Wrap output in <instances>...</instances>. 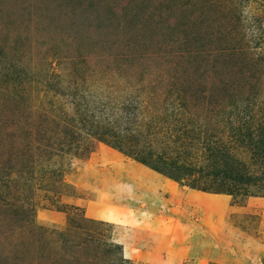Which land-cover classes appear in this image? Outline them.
Listing matches in <instances>:
<instances>
[{
	"label": "rangeland",
	"instance_id": "1",
	"mask_svg": "<svg viewBox=\"0 0 264 264\" xmlns=\"http://www.w3.org/2000/svg\"><path fill=\"white\" fill-rule=\"evenodd\" d=\"M263 259L264 0H0V264Z\"/></svg>",
	"mask_w": 264,
	"mask_h": 264
},
{
	"label": "trees",
	"instance_id": "2",
	"mask_svg": "<svg viewBox=\"0 0 264 264\" xmlns=\"http://www.w3.org/2000/svg\"><path fill=\"white\" fill-rule=\"evenodd\" d=\"M167 127H169V126H167ZM180 130V127H177V128H173V127H170V128H166V130H165V133H168V131H170L171 133L170 134H173V133H175V132H177V131H179ZM213 134V133H212ZM220 156L221 155H216L215 156V158H218V159H220ZM236 165V164H235ZM233 168V167H232ZM231 168V169H232ZM232 173H233V175L235 174L236 175V173H238V170H237V168L235 167V168H233V170H232ZM239 179V178H238ZM192 187H195V186H192ZM196 189H199V190H201V191H204V188H199V187H195ZM213 191L214 192H219V191H222V190H220V188H216V189H213Z\"/></svg>",
	"mask_w": 264,
	"mask_h": 264
},
{
	"label": "bare ground",
	"instance_id": "3",
	"mask_svg": "<svg viewBox=\"0 0 264 264\" xmlns=\"http://www.w3.org/2000/svg\"><path fill=\"white\" fill-rule=\"evenodd\" d=\"M98 212H99V211H98ZM98 212H91V213H94L95 215H97V216L99 215V216H102V217H106V216H107V215L104 214V213H100V212H99V213H100V214H99Z\"/></svg>",
	"mask_w": 264,
	"mask_h": 264
},
{
	"label": "crops",
	"instance_id": "4",
	"mask_svg": "<svg viewBox=\"0 0 264 264\" xmlns=\"http://www.w3.org/2000/svg\"><path fill=\"white\" fill-rule=\"evenodd\" d=\"M261 262V264H264V259L262 260V261H260ZM255 264H256V262H255ZM259 264V263H258Z\"/></svg>",
	"mask_w": 264,
	"mask_h": 264
}]
</instances>
